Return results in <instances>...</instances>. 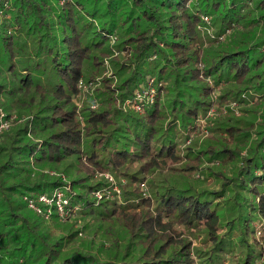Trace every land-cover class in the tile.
Listing matches in <instances>:
<instances>
[{
    "label": "trees",
    "instance_id": "16d2710c",
    "mask_svg": "<svg viewBox=\"0 0 264 264\" xmlns=\"http://www.w3.org/2000/svg\"><path fill=\"white\" fill-rule=\"evenodd\" d=\"M0 108V264H264V0H0Z\"/></svg>",
    "mask_w": 264,
    "mask_h": 264
},
{
    "label": "rangeland",
    "instance_id": "374dc122",
    "mask_svg": "<svg viewBox=\"0 0 264 264\" xmlns=\"http://www.w3.org/2000/svg\"><path fill=\"white\" fill-rule=\"evenodd\" d=\"M205 17H208V20H205V21H207V23H210L211 18L208 15H203V18L204 19H205ZM158 84L159 83H158L157 78L156 77H151L148 80L147 85L145 87L143 86V89L142 90H137L135 92L136 95H135L134 98L127 99V101L125 103L126 106L127 107H130V108H133L134 110H136L139 113L144 112L145 105H147V103H150V104H153L154 103V101L156 99L157 85ZM211 85L213 86L214 84L211 83ZM96 86H97L96 83L93 82V85L92 86H87V88L85 87L86 89L85 88L84 89L87 91V93L85 95L81 96L77 100V103L79 105L83 104L84 103V100L87 98V96L91 95V92H93V90L96 88ZM219 95H220V90L219 89H215L213 91V93H212V99L213 100H217L218 97H219ZM137 103H139L140 105H138ZM92 107H96V105H94V106L92 105ZM232 114L235 115V116H237V118H238V117H242L244 115H247V112L246 111H243L242 106L239 105L235 101L233 103H231V110L227 109V107H225V106L224 107H219L217 105V106L212 107V109L208 111L207 115L206 116H203L200 119V121H199V123L201 124V127H200L201 128V132L198 133V134H194V136L191 139L188 140L187 144L188 145H191V144H193V141L194 140L199 139V142H200L199 144L202 145V143H203L204 139L206 138V136H208L210 134H213L212 131L209 129V127H211L215 122L214 121L211 122V120L212 119H221V120H229V121H231L232 118L229 117V116L232 115ZM227 170H230V169L228 168ZM109 176H110V174H109ZM197 177L199 179L201 178V179L206 180V182H209L210 184L212 183L211 182L212 179H210V178H207L206 179L205 176H199L198 174H197ZM110 180H113V178L110 179ZM212 186H214V185H212ZM113 190L114 191H111V192H109L107 194L105 192H102V191L97 192V194H98L97 197L99 199H103L105 196L107 198H115V197L121 198V192H120L119 187L114 186ZM146 190H147V188H146ZM58 191H61V190L56 189L54 191V193L55 192L58 193ZM115 191H116L117 194L114 193ZM37 196H40V194L39 195H34V196H31V197H28V201L30 199H35ZM37 201L39 203H41L39 201V199H37ZM41 204H43V203H41ZM43 208H44V206H43ZM68 211L69 212L67 213V215L70 214V209ZM42 213L43 214H46L47 217H48V219H51V216L48 215V211L47 210H43ZM67 215H65L64 217H66ZM59 216L60 217H63L61 215H59ZM259 230L261 231V229H259ZM261 232H259V234ZM261 235H263V233H261ZM224 264H228V262L225 261ZM259 264H261V262Z\"/></svg>",
    "mask_w": 264,
    "mask_h": 264
},
{
    "label": "built area",
    "instance_id": "2783aa9c",
    "mask_svg": "<svg viewBox=\"0 0 264 264\" xmlns=\"http://www.w3.org/2000/svg\"><path fill=\"white\" fill-rule=\"evenodd\" d=\"M205 20H208V17H205ZM81 88H87V86H92L93 82L90 83H85L82 79L80 80L79 83ZM85 88V89H86ZM138 105H140L139 103H137ZM14 119V116L8 117L7 112H5V110H3L2 108H0V134L5 131L8 130L12 124V120ZM107 178L112 179L113 177L109 174L106 175ZM100 192V191H98ZM98 194L96 193V196ZM37 198L35 199H30V206L35 209L36 211H38L39 213H42L43 210H47L48 211V215H50V213L52 212V208L51 206L53 205L55 211L61 215V216H65L67 215V213L69 212V208L66 207V205L69 203L68 199L65 197L63 191H58V193H53L52 196L46 195V194H42L38 199L40 202L45 203V205H48L49 207L46 209L45 207L43 208L42 204H40L37 200Z\"/></svg>",
    "mask_w": 264,
    "mask_h": 264
}]
</instances>
